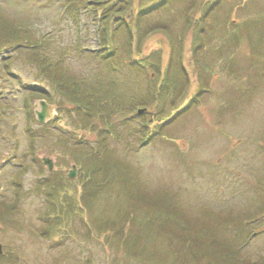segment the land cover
I'll return each mask as SVG.
<instances>
[{
    "label": "rangeland",
    "instance_id": "374dc122",
    "mask_svg": "<svg viewBox=\"0 0 264 264\" xmlns=\"http://www.w3.org/2000/svg\"><path fill=\"white\" fill-rule=\"evenodd\" d=\"M65 1L0 0V12L37 41L35 49L0 51V264H172L168 234H138L134 226L123 244L129 249L117 253L122 241L108 242L99 230L101 219L118 221L121 210L151 221L157 211L137 192L163 193L160 206L177 205L194 224L260 213L264 0H168L146 19L156 33L139 50L152 79L121 58L98 61L97 23L66 10ZM117 38L120 46L124 36ZM32 56L108 81L109 97L121 105L104 119L110 132H100L111 157L98 148L99 134L73 140L82 127L76 111ZM41 100L52 105L45 123L35 113ZM95 160L110 172L100 180L95 170L100 183L88 182L96 192L86 206L83 184ZM261 218L249 223L242 249L253 260L264 258Z\"/></svg>",
    "mask_w": 264,
    "mask_h": 264
},
{
    "label": "trees",
    "instance_id": "16d2710c",
    "mask_svg": "<svg viewBox=\"0 0 264 264\" xmlns=\"http://www.w3.org/2000/svg\"><path fill=\"white\" fill-rule=\"evenodd\" d=\"M65 3V9L69 12H83L86 17L92 18L97 23L98 28L94 32L97 34L98 47L92 50V53L99 59L98 61L109 63L113 56L121 58L127 66L143 69L147 72L148 78L152 79L151 73L148 74L149 65L143 61V56H139V50L143 41L155 37L156 33L153 31L154 25L149 21L147 22L146 19L150 18V13L165 7L168 0H156L150 4L142 0H66ZM203 21L205 20L202 17L201 21L197 22L199 24ZM197 22L195 20V25ZM120 34L124 38L119 46L120 41L117 36ZM33 36L29 27L18 24L0 12V51L9 46L23 49L25 48L24 45L26 48L35 49L37 41ZM134 36H136L135 40ZM135 45L138 47L137 50H135ZM116 50L117 52L114 53ZM42 57L40 59L32 56L41 70L48 75L54 94H60L74 108L77 119L82 124V127L78 128V135L73 140L87 139L88 133L99 134L102 136L99 139L102 146L98 148L103 150L101 153L105 157H111V152L106 150L108 147L104 144V135L100 132H110L109 120L105 121L104 119L116 112L115 110L121 105L109 97L108 81H105L101 76L87 79L85 75H79L70 68L65 69L55 63L50 64L49 61L43 64L41 63ZM5 60L8 59L2 61ZM112 68L114 67L112 66ZM35 91L40 92V95L45 97L48 96L44 90ZM148 101L142 100L140 104L147 106ZM155 101V97L150 100V102ZM75 144L80 146L78 142ZM90 152L94 154L95 151L91 148ZM92 165L91 174L84 180L83 184L84 196L81 202L86 206L96 192L95 186H87L88 182L100 183L97 174L102 180L110 172L109 168L101 166L97 162ZM95 170L99 172L96 174L97 171L95 172ZM138 193L137 200L142 205L145 204V207L150 206L151 209L157 211L156 216L159 215L169 222V226L162 224L160 219L156 220L155 213V217L151 221L147 223L144 221L141 224L137 220L138 217L135 218L137 213L134 209L121 210V217L118 221L101 219L104 227L99 228V230L103 233L105 240L111 242L112 237L115 236L118 237L117 240L122 241L117 247V253L129 249V246L123 244L127 242V236L130 235L129 239H131V234H134L137 229L136 233L138 234H148L151 231L163 236L168 234L171 239L172 264H264V258L253 260L242 255V249L252 234L249 223L256 220L257 216L260 215V218L263 217V219L261 218V228H264V208L260 213L253 216L248 214L244 218L231 219L230 215L223 217L216 214V219L211 223L198 221V224H194L185 217L186 215L177 205L160 206L162 204H159L158 201L162 198L163 193H158V195L156 193L148 194L146 191ZM134 226L136 229L132 230ZM226 230H234V232L225 236L223 234ZM132 241L134 240L132 239ZM132 241L130 242L133 243Z\"/></svg>",
    "mask_w": 264,
    "mask_h": 264
},
{
    "label": "water",
    "instance_id": "95a60500",
    "mask_svg": "<svg viewBox=\"0 0 264 264\" xmlns=\"http://www.w3.org/2000/svg\"><path fill=\"white\" fill-rule=\"evenodd\" d=\"M40 105H41V110L40 111H36L37 118H38L39 121L44 122L48 118H50V116L52 115L51 106L45 100H41L40 101ZM143 111H144V109H139L138 113H142ZM71 175L74 176L75 173L71 172ZM0 253H2V245H1V243H0Z\"/></svg>",
    "mask_w": 264,
    "mask_h": 264
}]
</instances>
